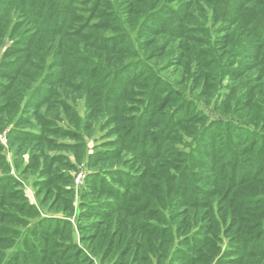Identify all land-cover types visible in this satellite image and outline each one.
Segmentation results:
<instances>
[{"label":"trees","instance_id":"16d2710c","mask_svg":"<svg viewBox=\"0 0 264 264\" xmlns=\"http://www.w3.org/2000/svg\"><path fill=\"white\" fill-rule=\"evenodd\" d=\"M114 4L116 11L111 0H0V44L3 29L12 23L9 37H17L16 48L8 51L15 57L9 74L0 81V111L12 119L27 95L26 104L33 101V107H44L35 115L42 128L49 124L48 116L71 113L70 103L75 102L71 92L85 99L84 121L62 120L77 130L57 128L60 135L73 140L71 145H57L60 153H72V160L42 156L47 166H58L51 180L66 185L72 183L68 172L78 165L85 163L89 171L80 200V208L88 212L81 217L101 220L79 226L78 242L66 249L77 250L82 258L85 254L87 264H93L91 256L103 255L102 261L113 253L117 260L112 264H150L152 256L156 264L164 260L163 264H210L222 243L233 242L225 237L229 225L245 219L246 238L239 247L252 244L255 252L262 248L261 253L249 255L263 258L264 150L261 155L260 149L240 157L244 151L238 150L237 137L264 143V0H114ZM28 5H33L30 12L25 11ZM45 6H54L49 20L42 18ZM131 33H136L139 47L130 40ZM143 57L162 61L164 71L174 68L179 81L170 85ZM68 72L73 81L66 80ZM80 76L88 78L74 80ZM133 84L140 90H133ZM194 91L198 97L191 95ZM129 94L142 107L133 110L134 133L121 141L124 123L132 119L125 116L131 107L123 104ZM210 105L230 119L208 116ZM104 118L113 125L110 137L118 136L111 144L117 145V151L85 153L84 141L92 138L94 124ZM7 123L0 118L1 126ZM12 135L21 142L30 138L14 131ZM39 139L49 143L42 135ZM173 145L188 152L172 150ZM121 153H129V159ZM3 157L0 154V171L8 175L10 167ZM244 182L247 189L235 190V197L224 202L227 207L218 213L211 202L217 190L223 188L226 193ZM11 185L19 184L9 176L0 179V205L10 197ZM57 191L71 196L69 189ZM99 195L107 200L100 203L95 198ZM238 208L252 216H238ZM73 212L69 205L62 208L63 218L40 220L44 226L56 225L38 245L30 243L36 230L26 236V264L51 262L47 258L50 237L62 235L59 226L67 225ZM179 219L182 227L175 232ZM253 227L258 235L246 236ZM208 231L210 236L202 238ZM193 250L202 256L195 257Z\"/></svg>","mask_w":264,"mask_h":264},{"label":"rangeland","instance_id":"374dc122","mask_svg":"<svg viewBox=\"0 0 264 264\" xmlns=\"http://www.w3.org/2000/svg\"><path fill=\"white\" fill-rule=\"evenodd\" d=\"M113 1V8L116 11L115 7L116 4H114ZM54 6H56V3H54ZM53 6V7H54ZM115 6V7H114ZM53 7L46 8V6L43 8L42 18L43 20H49V18H52L53 14ZM52 9V10H51ZM33 10V5L26 6L25 11L30 12ZM74 22V20H73ZM42 24V22H41ZM75 24V23H74ZM12 25H9L8 27L4 28L3 31L5 33V36L3 38V41L0 44V81L2 79V75L6 74V72L9 74V65L11 61L13 60L12 55H10L8 51H10L11 48L15 49L16 45H14V42L16 41L17 37H9V33L12 30ZM218 26V25H217ZM136 39V33H131L130 40L134 41ZM134 44H137V47H139V42L134 41ZM148 58H144L143 60H147ZM52 59L49 58L48 62H52ZM47 62V63H48ZM149 64L152 66V71L157 74L160 78L168 81L169 84H176L175 82L179 81V75L178 71L174 68H171L169 70L164 71L165 64L163 65L162 61H149ZM82 66H76L77 69L81 68ZM70 71V70H69ZM48 72V71H47ZM66 74V73H65ZM67 79L66 80H72L73 78L71 76V72L67 73ZM100 76V75H97ZM87 79L86 76H80L76 77L74 80L79 79ZM3 82V81H2ZM167 82V83H168ZM133 84L132 86H134ZM188 85V84H187ZM189 86V85H188ZM179 86L177 85L176 88ZM1 93L3 92L2 87H0ZM59 91V88L57 89ZM103 90V89H102ZM133 90H140L138 86H134ZM94 93L99 92V89L96 91H93ZM3 94V93H2ZM193 94V95H192ZM193 97H198V93L196 95V91L191 93ZM71 98L75 100V102L70 103L71 104V113L69 115H61L60 117H54L55 115L48 116L49 124L39 128L38 121L35 119V115L37 113H40L42 111V107L40 109H37L36 107H33V101H31L30 106L26 104L28 102V96L26 95V100L22 102L21 108L19 112L15 113L11 117L6 116V113H2L3 111H0V118L3 117L4 120L7 122L10 121V123L5 124L4 126L0 125V154H2L3 160L5 164L10 167V172L8 175L2 173L0 171V179H6L12 178L14 181L18 182V186H9L7 188V191L10 193V197L7 198L5 201V205H0V209L3 214L0 216V264H23L27 260V251L28 246L25 244L26 236L30 233L33 235L35 230L37 231L35 233V236L33 235L32 238H30V243L32 241L38 245L40 241L44 239V234L49 230L51 232L54 230V227L56 225L55 222L44 226V224H40V220L47 221L49 218H63L64 215H62L61 211L63 207H67L69 205H72L73 207V216L69 218V222L67 225H60L59 231H62L61 234H54L50 237V244H48L49 247L48 250L51 252L47 258L52 259L51 262H41L40 264H87L85 262V258L87 257L85 254H83L79 257L76 253L77 250H74L73 248H67V246L73 244L74 242H78L77 236H78V228L79 226H83L88 223L97 222L100 221V218L91 217L89 220L86 219L84 221L81 217V214L88 212L86 209L80 208V203L82 204V201L80 202L82 198V194L84 193V190L87 188V184L85 183V177L89 175V171L87 169V165L84 163L83 165H78L73 172H68V175H70L72 178V183L70 185H66L65 182H62L61 180H51V174L53 171L56 170L58 167L55 166H47L42 161V156L48 155L49 157H55V156H65L68 158L69 161L72 160L73 155L70 152H61V150L57 149V145L59 143H65L71 145L73 143V140L64 138L62 135L59 134L57 128L61 129H67L76 131L77 129L73 125H69L68 122L62 121L64 119L68 121H73V118H76L78 121H84V118L86 117L85 114V99L80 94H73L71 92ZM140 98V96H138ZM137 97V98H138ZM57 98V97H55ZM131 98V99H129ZM194 99V98H193ZM1 100V98H0ZM1 102V101H0ZM123 104H126L128 108L125 114V116H132L135 114L133 111L137 106L138 108L142 107L141 101H136V96H131V94L128 95V98L124 100ZM1 106V105H0ZM44 108V107H43ZM207 114L210 117L214 118H224L225 120H229L230 117H225L217 114L216 111L212 108L210 105L208 107ZM216 108V107H215ZM67 111H64L63 114H66ZM231 116V114L229 115ZM110 118H112L110 116ZM28 121V123H27ZM134 122V117L132 119L128 120V123H124V131L121 130L120 132L122 135L119 134L120 140L124 141L127 140V138L130 137V133H134L133 128H131V124ZM209 120H205L204 123L207 124ZM96 127L95 132H93V136L91 139H87L84 141L86 148L85 153H99V152H110L114 153L117 150H115L114 146L117 145H111L117 137H110L112 133L113 125L111 123L110 119H101L98 122L94 124ZM157 130V129H154ZM14 131L16 134L23 135L24 138H31L32 134H36L40 137L38 139L36 138H29L27 142H21L19 138H13V135L11 136V133ZM46 139L49 141V143L40 141L39 138ZM25 135V136H24ZM232 135L235 136L236 133L232 132ZM221 136V135H220ZM232 136V137H233ZM27 138V139H28ZM238 141L240 142V146L238 148L239 151H244L241 153L240 157H244L245 154L248 156H252L255 154L256 151L261 149L264 150V143L262 146V142H258L257 144H254L253 142L240 140V137H237ZM218 145V142L225 141L222 140H216ZM22 143V149L21 144ZM120 142V141H119ZM238 142V143H239ZM249 142V143H247ZM251 142V143H250ZM122 143V142H121ZM226 143H222V147H224ZM246 146V148H245ZM177 148V150H184V152H188L185 147H175L173 145V149ZM214 148V147H213ZM245 148V150H244ZM263 148V149H262ZM243 149V150H241ZM21 150V155L18 153ZM164 150V149H163ZM150 151V150H149ZM247 153H246V152ZM122 157L129 159L130 154L129 153H121ZM245 158V157H244ZM56 159H59V157H56ZM245 163V161H244ZM243 164H240L237 166V173L240 174L242 171ZM113 170V169H112ZM64 172V171H61ZM60 177V176H58ZM237 188H230L226 193L223 192V188H220L217 190V196L213 197L211 199V202L214 203V209L218 210V213H222V207H227L228 203L224 204V202H227L228 200H231V198L234 196L235 190H245L247 187L245 186V182L242 183V185ZM91 186V185H90ZM89 187V186H88ZM69 189L71 192V196H64L58 193L57 189ZM38 196V199H37ZM252 196V195H251ZM25 198V200H24ZM95 198H98L100 203H104L106 199L105 196H96ZM25 202L30 203L33 205V210L28 209L24 203ZM89 199H86L84 201V204L88 203ZM90 202V201H89ZM240 208V205L238 206ZM236 209L235 212L238 214H246L247 216H252L246 213H242V209ZM224 209V208H223ZM232 212L230 213V215ZM89 217L91 215H88ZM168 216H166L167 219ZM165 219V221H166ZM182 219V218H181ZM49 222V221H47ZM227 220V224H228ZM235 224L229 225L227 232L225 233V237L228 239H231L233 242L229 243L225 241L222 243L221 251L219 252V255H217L213 262L210 264H264V257L262 258L261 255L256 254L255 256H251L249 254L256 253L254 251V247H252V244L249 246H246L244 248L245 243L240 248L239 246L242 241H245V238L243 234H245V228L248 226V222H245V219L235 220ZM53 224V225H52ZM168 224V223H167ZM166 224V225H167ZM182 227V221L179 219L174 223L173 231L176 232V228ZM211 231H208L207 234L203 235L202 238L210 236ZM248 235L251 234V236L258 235V231H255V227L253 229H250L248 231ZM177 236V233L174 234ZM257 237V236H256ZM33 239V240H31ZM180 239H183V237H180ZM39 240V241H38ZM250 240V239H249ZM240 241V242H239ZM230 242V241H229ZM249 243V241H247ZM237 244V245H235ZM81 245H77V248L80 249ZM82 247V246H81ZM254 248V249H253ZM261 249H259L257 253H261ZM161 251L157 249V253ZM193 255L195 257L202 256L201 252H194L192 251ZM206 253V252H205ZM25 254V255H24ZM63 254V256L61 255ZM208 254V253H207ZM58 255V256H57ZM248 255V256H247ZM254 255V254H253ZM91 256V255H90ZM103 256V255H102ZM101 257H92L93 264H112L115 260H117V254L114 255V253L109 256L107 260H102ZM79 257V258H78ZM237 260V261H236ZM61 261V262H58ZM156 257L152 256V260L150 261V264H156ZM165 262V260L162 262V264ZM197 264V263H196Z\"/></svg>","mask_w":264,"mask_h":264}]
</instances>
